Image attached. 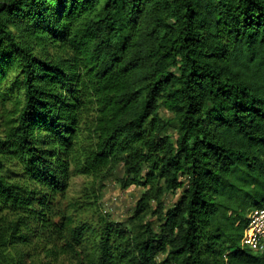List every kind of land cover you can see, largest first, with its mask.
Returning <instances> with one entry per match:
<instances>
[{
	"label": "trees",
	"instance_id": "trees-1",
	"mask_svg": "<svg viewBox=\"0 0 264 264\" xmlns=\"http://www.w3.org/2000/svg\"><path fill=\"white\" fill-rule=\"evenodd\" d=\"M119 166L126 222L97 208ZM261 207L264 0H0V264H264Z\"/></svg>",
	"mask_w": 264,
	"mask_h": 264
},
{
	"label": "rangeland",
	"instance_id": "rangeland-1",
	"mask_svg": "<svg viewBox=\"0 0 264 264\" xmlns=\"http://www.w3.org/2000/svg\"><path fill=\"white\" fill-rule=\"evenodd\" d=\"M161 114L169 116L171 113L165 108H162ZM124 176L125 172L122 166L114 170L113 175H110L104 181V187L101 191L102 194L99 199V204L97 205L99 214L102 213L112 220L122 222H126L128 218L134 214L137 203L145 192V187L141 185L124 186L122 182ZM85 182L86 178L81 175L71 178L67 196L61 201L62 207H67L79 199L84 190ZM182 190L183 189L180 188L175 193L169 191L164 194L163 203L165 209L172 207L180 198ZM153 205L156 208V201H153ZM86 209L83 213L84 217H91L95 220L99 218V214L96 212L95 208L88 207ZM148 217L151 218L152 221H157V215L151 213ZM23 250H28V254L25 255L23 259L24 264H31L32 262H39L40 264H76L79 261L69 254L60 255L55 259L48 258L45 252H42V249L38 246V242L34 243L29 248L20 246L13 250V252H22Z\"/></svg>",
	"mask_w": 264,
	"mask_h": 264
},
{
	"label": "built area",
	"instance_id": "built-area-1",
	"mask_svg": "<svg viewBox=\"0 0 264 264\" xmlns=\"http://www.w3.org/2000/svg\"><path fill=\"white\" fill-rule=\"evenodd\" d=\"M241 243L244 247H249L255 251L264 248V207L255 209L249 214V223Z\"/></svg>",
	"mask_w": 264,
	"mask_h": 264
}]
</instances>
